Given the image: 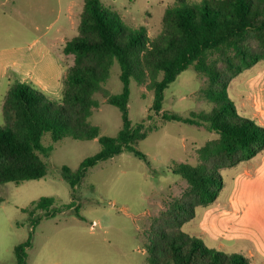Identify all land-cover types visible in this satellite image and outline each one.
Returning a JSON list of instances; mask_svg holds the SVG:
<instances>
[{
  "label": "rangeland",
  "instance_id": "374dc122",
  "mask_svg": "<svg viewBox=\"0 0 264 264\" xmlns=\"http://www.w3.org/2000/svg\"><path fill=\"white\" fill-rule=\"evenodd\" d=\"M97 1L124 29L133 32L143 29L150 38H155L162 32L167 11L203 5L210 0ZM84 4L85 0H0V57L16 59L17 67L21 65L19 71L14 66L8 72L14 86L26 84L54 103H62L65 79L73 64V57L62 50L67 41L78 35ZM27 53L31 54L29 60ZM44 53L49 54L55 64L54 71L47 75L42 73V67L46 66L41 61ZM35 78L43 83L39 84ZM6 79L2 71L0 127L5 123L2 108ZM207 88V78L194 66L189 67L165 90L161 114L191 117L192 113L212 111L215 103L203 92ZM122 89L120 67L114 62L109 77L94 95L98 106L88 119L91 125L99 127L101 135L115 137L122 129L120 109L107 102V95H118ZM248 92L264 100V60L236 76L227 89L238 114L264 128V118L259 113L258 118L255 117L249 105L252 99L249 100ZM152 104L153 91L132 80L128 115L133 125L144 121L151 128L136 146L147 160L123 152L100 161L88 169L74 192L62 178V168L75 171L86 159L97 155L101 149L98 140L64 138L54 143L49 135L43 137L47 154L40 155L47 166L46 176L21 184H0L3 200L0 203V264H17L15 247L30 236L28 264H147L148 234L152 228L161 229L159 218L188 188V183L174 174L171 166L176 162L198 164V150L217 137L204 125L164 121L161 115L151 111ZM263 158L264 151L249 162L223 169V187L213 205L219 206L229 199L237 179H243L247 163L259 165ZM246 196L243 210L259 217L264 212L259 179ZM44 197L55 198L53 208L62 212L42 217L38 224L32 225L30 214L23 210ZM72 202L75 207L67 210L65 206ZM204 210V207L196 208V218L184 224L183 233L189 237L198 235ZM36 215L42 216L44 212L39 210ZM205 243V247L215 249L209 240Z\"/></svg>",
  "mask_w": 264,
  "mask_h": 264
},
{
  "label": "trees",
  "instance_id": "16d2710c",
  "mask_svg": "<svg viewBox=\"0 0 264 264\" xmlns=\"http://www.w3.org/2000/svg\"><path fill=\"white\" fill-rule=\"evenodd\" d=\"M113 17L97 0H85L78 35L62 50L73 57V64L61 104L23 83L9 89L2 108L5 123L0 127V184H21L46 176L47 166L40 155L47 154L42 143L46 135L54 143L72 138L97 139L100 144V152L77 170L62 168V178L73 192L88 169L100 161L123 152L146 161L136 146L151 128L144 121L133 125L128 115L133 80L153 91L151 111L164 121L204 125L217 135L198 150V164L176 162L171 166L188 188L159 218L161 229L152 228L148 234L147 264H251L245 256L205 247L182 228L195 218L196 208L208 207L218 199L223 169L248 162L264 151V128L240 116L227 94L236 76L264 60V0H210L203 5L175 7L164 15L162 32L155 38L143 29L128 31ZM114 62L119 64L123 89L118 95H107V102L120 109L123 126L117 136L110 137L101 135L99 127L88 119L98 106L94 95L109 77ZM191 66L207 78L208 88L203 92L215 107L191 117L161 114L165 90ZM55 202L53 197H44L23 211L36 225L42 217L62 212L53 208ZM73 204L65 208L71 210ZM39 210L44 215H36ZM31 240L30 236L15 247L17 264H28Z\"/></svg>",
  "mask_w": 264,
  "mask_h": 264
},
{
  "label": "crops",
  "instance_id": "0c3cea01",
  "mask_svg": "<svg viewBox=\"0 0 264 264\" xmlns=\"http://www.w3.org/2000/svg\"><path fill=\"white\" fill-rule=\"evenodd\" d=\"M26 57L29 60L31 54L27 53ZM45 58L48 60H45ZM41 61L46 64L45 67H42L44 75H47L51 70L54 71L55 64L50 59L49 54L44 53ZM25 62L27 61L25 60ZM17 65L16 59L10 60L0 57V73L4 71L7 77L4 96L14 86L8 72ZM20 68L21 65L17 67L18 71ZM42 77L45 80V76ZM15 80L19 79L16 78ZM35 80L39 84L43 83L39 78H35ZM248 98L249 100L252 99V103L249 102V105L254 109V116L258 118L257 113H259V116L264 118V100L256 97L252 92H248ZM261 125H263V122H261ZM258 179L261 182V192L264 194V158L259 165H250V163L245 165L243 179L241 177L237 179L235 190L228 200L219 206L212 204L204 207L206 210H204L199 220L200 231L194 237L199 238L205 246H207L205 240H209L214 244L212 248L227 254L245 256L251 264H264V212L260 213L259 218L258 215L253 217L247 210H243V206L247 201L246 194Z\"/></svg>",
  "mask_w": 264,
  "mask_h": 264
}]
</instances>
